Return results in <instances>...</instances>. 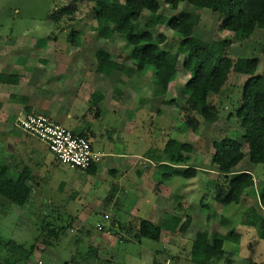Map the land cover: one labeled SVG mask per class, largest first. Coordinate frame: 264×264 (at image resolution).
Returning <instances> with one entry per match:
<instances>
[{
  "label": "rangeland",
  "instance_id": "1",
  "mask_svg": "<svg viewBox=\"0 0 264 264\" xmlns=\"http://www.w3.org/2000/svg\"><path fill=\"white\" fill-rule=\"evenodd\" d=\"M160 5V13L166 20H194L190 27L191 33L210 44L209 59L221 56L226 48L225 43H229L228 54L241 71L245 70L248 60L258 59L256 76H264V30H258L251 39L245 40L225 30L218 14L209 9L194 8L185 3L175 11L166 0H161ZM94 7V3L84 0L75 5L66 0H0V38L40 41L64 39L66 43H71L72 33L77 32L78 42H86L92 56L99 49H106L112 52L121 66L137 68L131 59V46L119 34L115 32L108 43L102 41L94 31L98 25ZM148 18L149 13L145 11L138 23L139 32L145 27ZM159 33L167 37V41L160 47L180 48L182 38L167 26L160 27L157 35ZM185 61L186 55L181 54L177 65V79L169 85L167 94L158 98L153 96V67L144 68L142 73L133 78H127L120 70L116 71L112 80L118 87L126 89L124 93L122 89L118 90L125 96L128 105L127 111L118 113L117 123H128L133 118L137 125L134 124L132 132H125L127 126H123V130L118 133L120 139L112 143L108 140L111 134L106 135V131H110L112 126L108 122L110 118H104L100 122L98 126L101 125L105 135L94 141V147L97 150L103 149L105 153H112L113 156L101 155L96 175L69 170L55 160L45 145L36 142L41 147L40 157L44 162L35 163L31 160L30 164L39 174V186L42 181L44 184L49 181V188H58L60 182L67 181V176L71 178L79 174V182L85 185V189L81 191L80 201L69 203L64 193L47 188L50 191L48 196L55 200L54 205L43 202L47 200L45 191L44 198L36 195L24 208L16 207L0 196V239L14 240L27 250L34 249L27 264H199L193 256V246L197 234L206 229L210 238L226 234L230 230L242 236L240 243L225 242L226 256L214 258L211 264L264 263V239L259 237L257 230L243 225L246 214L256 216L261 223L264 222V205L258 197L259 190L264 186V164L254 165L250 162L246 144L243 143L245 159L237 170L253 174L254 191L248 192L240 205H220L214 200L215 188L222 179L212 161L215 152L213 143L225 138L242 143L244 130L237 112L249 77L243 71L232 72L222 91L209 95V107L218 115L217 122L211 124L186 109L189 97L186 86L191 73L186 70ZM120 78H124L128 86L121 85L117 81ZM115 95L121 96L117 92ZM85 113L82 112L79 117L82 118ZM191 119L198 124L196 132L193 125L189 124ZM65 127L73 129L68 124ZM170 140L193 146L191 153L184 154L189 159L178 166L184 170L196 169L194 177L187 179L171 175L167 178L168 173H173H167L162 168L160 171L158 166L156 173H149V168L156 165L159 159L166 164H175L166 151ZM3 150L0 141V168L4 164ZM133 152L146 153L136 159L139 171L135 174L143 176L140 184L143 181L144 190L141 189V192L145 200L136 198L135 188L129 187L125 193L126 187L122 179L129 172L125 170V163L116 158L119 154L129 155ZM12 174L17 177L18 173L12 171ZM160 185L161 241L144 239L139 242L135 236L139 229V219L135 217L153 213L160 216L150 210L149 205H144V201L149 204L151 199H155ZM62 199L68 201L63 206L67 212L71 208L81 210L88 204L94 205L96 212L89 216L64 214L61 207L56 208ZM106 215L108 219H105ZM178 218L182 220L180 226L188 218L191 219L189 230L184 234L175 230L174 223ZM117 220L124 224L122 230L114 229ZM98 225L103 226L101 231ZM110 233L118 240L116 246L108 249L104 245L102 249L94 247L95 241L100 242L104 234ZM0 256V264H14L7 261L5 250H0Z\"/></svg>",
  "mask_w": 264,
  "mask_h": 264
},
{
  "label": "trees",
  "instance_id": "2",
  "mask_svg": "<svg viewBox=\"0 0 264 264\" xmlns=\"http://www.w3.org/2000/svg\"><path fill=\"white\" fill-rule=\"evenodd\" d=\"M66 1L75 5L80 0ZM84 1L95 4L94 11L98 25L94 31L99 38L107 41L115 32L119 34L132 47L131 59L137 65V68L123 67L109 51L99 49L96 52L97 73L110 75L120 70L127 78H133L138 73H142L144 68L153 67L155 69L153 96L164 97L169 85L178 77L177 65L180 55L185 54L184 66L191 73L186 86L189 94L186 109L208 123L217 122L218 115L212 112L208 104L209 95L219 94L232 72L243 71L228 54L229 43H225L226 48L221 56L213 60L209 59L210 44L191 33L190 27L194 24V20L187 22L176 18L166 20L160 13L161 0H125L124 3L118 0L112 2ZM166 3L175 11L185 3L194 8L209 9L218 14L225 30L245 40L251 39L258 30H264V0H166ZM145 11L149 13V18L143 30L139 32L138 23ZM163 26H167L182 38L179 49L172 46L166 49L160 47L167 41L163 33L157 35L158 29ZM71 37V44L81 46L77 40V32H73ZM258 65V59L248 60L243 71L249 79L244 85L241 106L237 112L240 125L244 130L242 143L229 138L213 143L215 152L212 161L218 168L222 179L215 188L214 200L220 205H240L243 197L255 189L253 174L237 170L245 159L243 143L248 147L250 162L254 165L264 164V76H256ZM3 80L7 81V78L0 76V81ZM115 92L122 94L120 90H115ZM189 124L193 125L195 132L198 130V124L193 123L192 119ZM166 151L175 164H166L160 159L157 160V164L167 173L169 171L173 173H168L167 178L177 175L189 179L196 175V169L184 170L178 166L189 159L184 154L193 151L191 144L170 140ZM97 166V164L92 165L86 172L95 175ZM28 181L27 170L17 174L16 177L8 166H2L0 168V196L16 207L24 208L30 202L33 191L28 186ZM258 197L264 205V186L259 190ZM181 223V219H176L174 227L176 231L184 234L189 230L191 219L188 218L180 226ZM243 225L257 230L259 237L264 239V222L261 223L256 216L246 214ZM161 233L159 225L142 220L136 239L139 242L143 239L160 242ZM241 239V234L234 230L226 234H217L213 238H210L207 229L203 230L197 234L194 241L193 256L199 264H211L214 258L226 256L225 242L240 243ZM1 249L6 251L7 261L14 262V264H27L34 254V249L27 250L14 240L0 239ZM250 264L264 263L251 262Z\"/></svg>",
  "mask_w": 264,
  "mask_h": 264
},
{
  "label": "crops",
  "instance_id": "3",
  "mask_svg": "<svg viewBox=\"0 0 264 264\" xmlns=\"http://www.w3.org/2000/svg\"><path fill=\"white\" fill-rule=\"evenodd\" d=\"M110 40H107V42L109 43ZM89 49L86 42L81 44V46H74L71 43H66L64 39L40 41L21 38H0V76L7 78V81H0V141L4 149L2 155L4 164L2 166H8L11 173L14 171L19 174L24 170L28 171L29 181L27 184L33 190L30 202L36 195L44 198L46 191L47 200L43 202L54 205L55 200L48 196L50 193L48 189L61 191L64 196L66 195L65 199L69 203L76 200L80 201L81 191L85 189V185L79 182V174L71 178L67 176V181L60 182L58 188H49V181H47V184L42 181V185H38L39 179L37 177L39 174L37 170L33 169L30 162L31 160L35 163L44 162L40 157V154H42L40 151L41 147L36 142L43 143L21 129L19 125L20 119L25 118L30 113L49 115L64 126L68 124L73 127L72 130L66 128L75 134L86 137L91 142L95 153L106 157L113 156V154L105 153L103 149L97 150L94 147V141L98 137L105 135L101 125L98 126L104 118H110L108 122L112 126L110 131H106V135L111 134L108 140L112 143L120 139L118 133L123 130V126H127L126 130H124L125 132L133 131L135 124L133 118L129 119L128 123L126 121L125 123L122 121L120 124L117 123L119 120L118 113L127 111L128 107L124 99L125 96L121 94V96L115 95V90L122 89V86L118 87L112 80L117 72L110 75L97 73V51L92 56L89 53ZM117 81H120L124 87L128 86L124 78H120ZM121 91L124 93L126 89ZM141 92L142 90L138 93L140 94ZM82 112L86 113L80 118L79 115H82ZM145 154L133 152L129 155L119 154L116 157L125 163L126 171L134 174L130 176L128 173L122 179L126 187L125 193L128 190L127 188H135L136 198L139 200L145 199L143 192H141V189L144 190L142 187L143 181L140 184V178L143 176L135 175L139 171L136 159ZM157 166L161 171V166L156 164L149 168V173H156ZM80 173L87 172L80 171ZM69 179L72 180L69 181ZM159 181L161 182V179ZM66 200H60L56 207H61V211L64 214L71 213L72 216H89L96 212V207L90 204L81 210L75 211L74 208H71L67 212L63 208L64 205L68 204ZM148 203L144 201V205H149L150 210L152 209L153 212L158 213L160 216H155V213H153L147 216H136L135 218L139 219V224L142 220L149 221L155 225L161 224V185L155 199H151ZM123 228L124 224L117 220L114 229L119 231ZM137 233L138 231L135 236ZM117 244L118 240L114 238L113 233H110L104 234V238L100 242L95 241L93 245L97 249H102V245L108 249Z\"/></svg>",
  "mask_w": 264,
  "mask_h": 264
},
{
  "label": "built area",
  "instance_id": "4",
  "mask_svg": "<svg viewBox=\"0 0 264 264\" xmlns=\"http://www.w3.org/2000/svg\"><path fill=\"white\" fill-rule=\"evenodd\" d=\"M19 125L25 133L45 144L59 164L72 170L86 172L101 161L102 156L95 153L87 138L73 133L49 115L30 113L19 120ZM98 229L101 231L103 226L98 225Z\"/></svg>",
  "mask_w": 264,
  "mask_h": 264
}]
</instances>
